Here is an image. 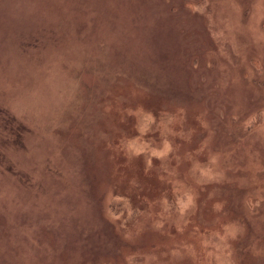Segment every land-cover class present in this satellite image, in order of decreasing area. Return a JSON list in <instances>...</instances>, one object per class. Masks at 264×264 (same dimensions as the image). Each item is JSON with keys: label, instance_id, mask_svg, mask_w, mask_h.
Here are the masks:
<instances>
[{"label": "rangeland", "instance_id": "374dc122", "mask_svg": "<svg viewBox=\"0 0 264 264\" xmlns=\"http://www.w3.org/2000/svg\"><path fill=\"white\" fill-rule=\"evenodd\" d=\"M0 264H264V0H0Z\"/></svg>", "mask_w": 264, "mask_h": 264}]
</instances>
